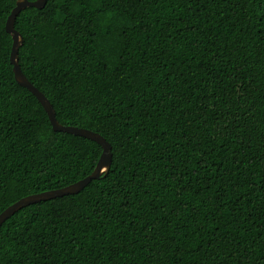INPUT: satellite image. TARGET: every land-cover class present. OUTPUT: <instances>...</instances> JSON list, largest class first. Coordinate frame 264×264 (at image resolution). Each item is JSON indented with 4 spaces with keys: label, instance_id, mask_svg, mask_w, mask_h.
Here are the masks:
<instances>
[{
    "label": "trees",
    "instance_id": "obj_1",
    "mask_svg": "<svg viewBox=\"0 0 264 264\" xmlns=\"http://www.w3.org/2000/svg\"><path fill=\"white\" fill-rule=\"evenodd\" d=\"M0 0V213L74 183L103 148L56 131L15 78ZM19 63L112 166L0 227V264H264V0H48Z\"/></svg>",
    "mask_w": 264,
    "mask_h": 264
},
{
    "label": "water",
    "instance_id": "obj_2",
    "mask_svg": "<svg viewBox=\"0 0 264 264\" xmlns=\"http://www.w3.org/2000/svg\"><path fill=\"white\" fill-rule=\"evenodd\" d=\"M47 1L48 0H17L15 7L13 8L11 14L7 19L6 30L13 37L11 62L14 66L13 69L15 78L19 84L27 87L39 99L50 118L53 128L56 131H65L97 141L101 144L103 151L93 172L85 176L84 178L61 188L29 194L8 206L3 212L0 213V227L8 218L28 205L55 197L80 192L89 183H91L93 179H98L102 175L108 173L112 166L113 153L111 143L102 134L91 129L78 127L75 125L62 124L57 119L56 110L49 98L28 79L20 66L19 49L24 42V37L15 27L16 18L22 10L28 7H37L39 9L44 8L47 4Z\"/></svg>",
    "mask_w": 264,
    "mask_h": 264
}]
</instances>
